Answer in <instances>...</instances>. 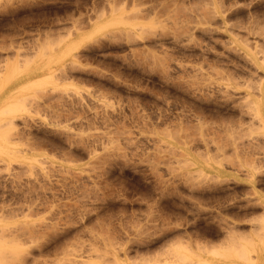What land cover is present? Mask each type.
<instances>
[{"label": "rangeland", "instance_id": "obj_1", "mask_svg": "<svg viewBox=\"0 0 264 264\" xmlns=\"http://www.w3.org/2000/svg\"><path fill=\"white\" fill-rule=\"evenodd\" d=\"M260 85L264 0H0V264L138 261L165 222L242 261L218 231L264 235Z\"/></svg>", "mask_w": 264, "mask_h": 264}, {"label": "bare ground", "instance_id": "obj_2", "mask_svg": "<svg viewBox=\"0 0 264 264\" xmlns=\"http://www.w3.org/2000/svg\"><path fill=\"white\" fill-rule=\"evenodd\" d=\"M52 41V40H51ZM78 41V40H77ZM76 41H74L73 42V45H74V48H73V46H72V43L71 42H69V40H68V43H66V46H65V48H63L64 50H62V55L64 54L65 56L67 55V56H75V54L73 53V50L75 51V50H77V48H75V46H76ZM86 56V55H85ZM77 57V56H76ZM76 57H74V59L76 58ZM73 58V57H72ZM77 59V58H76ZM64 71V70H63ZM73 76V75H72ZM263 86H261L260 85V90L262 91V95H264V91H263V88H262ZM258 89V88H257ZM251 95V94H250ZM250 95H247V96H249L250 97ZM220 151H224L223 149H220ZM219 151V152H220ZM222 153V152H221ZM220 156V155H219ZM225 156V153L223 152L222 153V157H224ZM221 157V156H220ZM222 159V158H221ZM220 159V160H221ZM213 189H215V190H213V193L211 194L212 195V197H218V196H225L224 194H220V193H217V187L216 186H218V185H214V184H212V185H210ZM210 186H209V188H210ZM199 189V190H198ZM196 191H198L200 194H199V197H200V195H202V193H205L203 190H205V189H201V188H198ZM218 192L221 190L220 189V187H218ZM207 192V191H206ZM211 192H212V190H211ZM216 192V193H215ZM222 192V191H221ZM209 193V192H208ZM224 193V192H223ZM254 193V192H253ZM162 194H163V192H162ZM206 194V193H205ZM227 194V193H226ZM204 195V194H203ZM207 196V195H206ZM214 197V198H215ZM208 198H210V197H208ZM206 199H207V197H206ZM258 200V199H257ZM251 208V207H250ZM247 209H249V208H247ZM250 211H251V209H250ZM250 211H248V210H246L245 212H243V215H245V214H247L248 212H250ZM148 214H150V213H148ZM148 214H146V217L148 218V216H152V214L151 215H148ZM241 214V213H240ZM148 215V216H147ZM242 215V216H243ZM161 217V216H160ZM146 218V219H147ZM152 219V218H151ZM162 219V218H161ZM220 220H222V221H225L224 220V218H222V219H220ZM149 221V220H148ZM154 221V220H153ZM261 221V220H260ZM146 222H147V220H146ZM162 222V221H161ZM163 222H164V219H163ZM148 223V222H147ZM152 223V222H151ZM224 223V222H223ZM141 224V223H140ZM146 224V223H145ZM165 224H166V222H165ZM165 224H162L163 225V227H164V225ZM218 224H221V223H218ZM260 224H262V226L264 227V221L262 220V223H260ZM157 225V224H156ZM170 225V224H169ZM142 226H145L146 227V225H140V226H137V227H135L136 229L137 228H141ZM153 226H155V225H153ZM167 226V225H166ZM225 226V225H224ZM223 226V228L222 229H224V230H220V231H218V234H224V235H226L229 239L231 238V240L232 239H239V240H241V241H243V245L241 246V248H242V250H244V251H242L243 253L242 254H245L246 255V257L248 258L249 256V252L253 249V248H256L257 249V252H258V256H257V260L256 261H250L249 259H246V257L244 258V256H241V258L244 260H246V261H232V260H234V258L231 260V258L229 257H227V260H226V257H225V259H221V260H213V259H211V257L209 256V255H207V256H201L199 253H197L198 252V250L200 249H202L203 248V250H199L201 253L202 252H204V249L205 250H207L206 248L208 247V251H210L209 249V247H210V245H205L204 243H202V245L200 244V243H195V245H196V248H197V252H195L194 253V250H196V248L195 249H192L193 248V245H191L192 243V239L190 240V239H188L187 241H186V239H185V241L184 240H182V238H178V240H174V242H170V237H168V234L166 233V232H168V230L170 229V228H165V230H164V228L162 227L161 229H160V234H161V236L160 237H157V238H155V239H153V240H151V241H149L147 244H145V249H146V251L147 252H151V253H153V254H150V255H148V256H142V257H139V259H138V261H136V259L137 258H135V260L134 259H131V258H128V257H126V256H124L123 257V259H119L118 257H116V260L117 261H113V264H264V235L262 236L261 234L259 235L258 233H256V232H252V231H250V232H247V233H245V232H238V231H235L232 227H229V226H226V227H224ZM261 226V227H262ZM157 227H159V226H157ZM220 227V226H219ZM147 229V228H146ZM158 229V228H157ZM156 229V230H157ZM138 230V229H137ZM199 232V231H198ZM216 232V231H215ZM144 233V232H143ZM155 233V232H154ZM172 233V232H171ZM170 233V234H171ZM202 233V232H201ZM148 234V233H147ZM159 234V235H160ZM177 234V233H176ZM176 234H175V236H176ZM179 234V233H178ZM194 234H195V232H194ZM205 234V233H204ZM254 234H255V237H257L256 239L258 240H256L254 243H253V241H252V243H253V245H251V239H252V237L254 236ZM257 234H258V236H257ZM263 234H264V231H263ZM142 235V234H141ZM155 235V234H154ZM153 235V236H154ZM200 235V234H199ZM152 236V235H151ZM156 236H157V233H156ZM171 236H172V234H171ZM192 236V235H191ZM204 236V235H203ZM217 236V235H216ZM259 237V238H258ZM188 238H190V237H188ZM149 239V238H148ZM184 239V238H183ZM206 239V238H205ZM167 241H169V243L167 242ZM172 241V240H171ZM238 241V240H237ZM161 243H162V247H164V249H161L162 251H154L153 249H154V247H157V245L158 244H160L161 245ZM256 243V245H254ZM157 244V245H156ZM213 244V243H212ZM160 245H158V247L160 246ZM238 246V245H237ZM238 248V247H237ZM122 249L124 250V246L122 247ZM241 251V250H240ZM240 251H239V255L241 254L240 253ZM207 251H205L204 253L205 254H209L208 252L206 253ZM245 252V253H244ZM203 253V254H204ZM211 254V253H210ZM213 254H214V252H213ZM241 254V255H242ZM234 255H236V254H234ZM233 255V256H234ZM216 256V255H215ZM236 256H238V253H237V255ZM115 257V256H114ZM240 257V256H239ZM220 258H223V257H220ZM249 258H251V257H249ZM229 259V260H228ZM247 260H249V261H247Z\"/></svg>", "mask_w": 264, "mask_h": 264}]
</instances>
